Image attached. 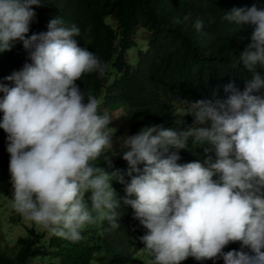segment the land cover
<instances>
[{
    "label": "clouds",
    "instance_id": "obj_1",
    "mask_svg": "<svg viewBox=\"0 0 264 264\" xmlns=\"http://www.w3.org/2000/svg\"><path fill=\"white\" fill-rule=\"evenodd\" d=\"M39 3L0 0V53L17 40L28 53L0 83V129L9 154L0 171L10 174L14 215L76 242L88 225L120 227L123 203L147 230L141 241L148 264L189 257L264 264V2L225 12L216 41L206 34L180 46L173 41L178 76L188 73L210 89L193 100L174 93L165 99L171 126L146 125L119 137L128 182L92 163L114 145L111 118L98 111L104 93L85 96L76 81L103 74V57L78 41L73 13L55 14L47 27L30 26L31 6ZM230 22L238 27L233 35L226 33ZM193 27L201 31L204 21L195 19ZM147 35L140 38L148 44ZM113 179L125 185L120 199ZM237 241L250 254L223 251ZM1 248L16 246L9 250L1 241Z\"/></svg>",
    "mask_w": 264,
    "mask_h": 264
},
{
    "label": "trees",
    "instance_id": "obj_2",
    "mask_svg": "<svg viewBox=\"0 0 264 264\" xmlns=\"http://www.w3.org/2000/svg\"><path fill=\"white\" fill-rule=\"evenodd\" d=\"M262 2L264 0H40L38 6H31L35 19L30 26L47 27L55 14L69 17L73 13L80 30L78 41H87L103 57L100 60L103 74L85 73L76 81L85 96L104 93L98 99V111L111 118L108 127L113 133L114 145L106 148L93 165L108 173L117 172L128 182L130 178L125 175L128 165L118 156L122 149L115 143V137L124 132L135 134L146 125L171 126L175 121L165 99L174 93L179 99L193 100L199 92L210 89L188 73L178 76L171 63L175 54L173 41L177 46L186 41L198 42L200 34L216 41L217 27L224 20L225 12ZM197 18L204 21L199 32L193 27ZM237 30L232 22L226 26L229 35ZM45 31L47 28L35 32L29 29L27 35ZM142 34H148V44L140 38ZM77 45L83 48L80 43ZM27 60L28 53L18 40L9 51L0 53V83L6 73L19 69ZM102 101L108 109L101 108ZM5 141L6 133L0 129V168L9 162ZM109 157L110 167L104 163ZM138 167L142 168L143 164ZM111 185L117 199L125 195L124 184L113 179ZM89 195L85 193L86 200ZM118 214L120 227L113 229L107 221L88 225L82 231V239L76 242L57 235L48 242L42 241V229L35 224L24 237L16 240V249L6 252L0 241V264H147L145 256L150 257L144 252L141 241L147 230L134 217L130 206L121 203ZM18 218L17 215L14 220ZM233 249L250 254L239 241L230 243L223 251ZM180 264H213V261H196L189 257ZM216 264L223 261L216 260Z\"/></svg>",
    "mask_w": 264,
    "mask_h": 264
},
{
    "label": "rangeland",
    "instance_id": "obj_3",
    "mask_svg": "<svg viewBox=\"0 0 264 264\" xmlns=\"http://www.w3.org/2000/svg\"><path fill=\"white\" fill-rule=\"evenodd\" d=\"M128 135L124 132L118 135L115 139V143L120 145L119 137ZM0 235L2 245L6 249H12L16 246V240L19 237H24L27 233L28 228L35 225V223L26 220L21 214H19L18 220H13L12 217H16L13 213V202H12V186L10 183L9 171H0ZM12 219V220H11ZM24 222V224H23ZM23 224V225H22ZM42 241L48 242L53 234L45 229ZM145 263L148 264V258L145 256Z\"/></svg>",
    "mask_w": 264,
    "mask_h": 264
},
{
    "label": "bare ground",
    "instance_id": "obj_4",
    "mask_svg": "<svg viewBox=\"0 0 264 264\" xmlns=\"http://www.w3.org/2000/svg\"><path fill=\"white\" fill-rule=\"evenodd\" d=\"M129 13V12H128ZM120 16H121V14H120ZM113 159V158H112Z\"/></svg>",
    "mask_w": 264,
    "mask_h": 264
}]
</instances>
